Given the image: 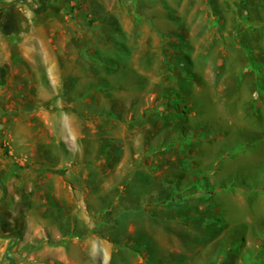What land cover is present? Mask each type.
Returning <instances> with one entry per match:
<instances>
[{"label": "rangeland", "instance_id": "374dc122", "mask_svg": "<svg viewBox=\"0 0 264 264\" xmlns=\"http://www.w3.org/2000/svg\"><path fill=\"white\" fill-rule=\"evenodd\" d=\"M51 3L0 0L8 4L0 14H46ZM92 6L97 14H63L67 32L59 39L83 76L97 70L95 93L98 79L100 86L97 115L85 98L77 107L79 169L99 174V194L84 197L79 212L83 230L90 219L110 241L109 264H264V0ZM90 52L100 63L88 64ZM91 84L76 89L84 95ZM171 103L177 108H165ZM182 126L191 132L169 146ZM160 180L180 185L191 215L165 195L143 207Z\"/></svg>", "mask_w": 264, "mask_h": 264}, {"label": "crops", "instance_id": "0c3cea01", "mask_svg": "<svg viewBox=\"0 0 264 264\" xmlns=\"http://www.w3.org/2000/svg\"><path fill=\"white\" fill-rule=\"evenodd\" d=\"M93 1L71 11L79 2L46 0V14H0V264H109L113 245L90 219L84 231L79 215L84 197L99 194V174L79 169L77 107L85 98L97 115L98 91L83 95L76 84L98 73L77 71L59 40L63 14H97ZM94 54H87L91 66Z\"/></svg>", "mask_w": 264, "mask_h": 264}, {"label": "trees", "instance_id": "16d2710c", "mask_svg": "<svg viewBox=\"0 0 264 264\" xmlns=\"http://www.w3.org/2000/svg\"><path fill=\"white\" fill-rule=\"evenodd\" d=\"M93 60L94 61H96V62H98V63H100V59H99V56L95 53L93 56ZM105 63V65L107 66V68L108 69H113L114 68V66H116V62H114V61H106V62H104ZM0 75H1V72H0ZM98 82H99V79H98ZM97 82V91H99L100 90V86H99V83ZM91 90H93V84H91V85H89V91H88V93H90V91ZM173 98H175V97H173V96H169V98H168V100L167 101H172V99ZM168 103V102H167ZM165 108H168V109H171V108H177V104H172L171 103V106L170 107H165ZM182 113H185V111H180V112H177L176 113V115H182ZM183 127V128H182ZM180 129H175L174 130V132H173V135L171 136V138H170V141L168 142V145L169 146H174V144L177 142V139L179 138V139H182V140H184V139H186L187 138V133L188 132H191V131H187V129H184V126H182ZM105 151H107V149L105 150ZM130 179L131 178H129V181H130ZM129 181H128V183H129ZM150 183V182H149ZM169 184V187H170V193L168 194L167 192H166V190H161L160 189V185L161 184ZM130 184V183H129ZM155 186H158L157 187V191H155V193H151V194H155L157 197V199L156 198H154V197H152V195L150 194V196H148L147 198V201H146V203L144 204V208H148V207H150V206H153V204H155L156 202H158L159 200H161V197H162V195H165V196H167V197H169L171 200L173 199V201L176 203V205L179 203V204H181L179 207V210L180 211H183V215L185 214V215H187V217L189 216V215H191L192 213H191V207H189L188 206V204L187 203H185V202H182L183 200H185V198H186V194L185 195H183V192H184V190H180L181 188L179 187L180 185L177 183V182H174V183H170V182H168L167 180L166 181H163V180H160V181H156L155 183ZM158 184V185H157ZM152 186V185H151ZM153 187H154V185H153ZM200 187H202L200 184H198L197 185V188L196 189H200ZM127 191H130V189H131V186H129V185H127ZM150 188H152V187H150ZM129 189V190H128ZM186 191V190H185ZM177 194H181V198L177 201V199H176V195ZM201 195H204L205 197H207L208 195H205L204 193H202ZM163 203H164V201H163ZM184 215V216H185ZM102 224H109L108 223V221H106V222H102ZM111 224V223H110ZM138 241H139V243L140 244H142V248H145V242H144V240H141V239H138ZM258 262L261 264V258H258Z\"/></svg>", "mask_w": 264, "mask_h": 264}, {"label": "water", "instance_id": "95a60500", "mask_svg": "<svg viewBox=\"0 0 264 264\" xmlns=\"http://www.w3.org/2000/svg\"><path fill=\"white\" fill-rule=\"evenodd\" d=\"M8 4H0V6H2V7H5V6H7Z\"/></svg>", "mask_w": 264, "mask_h": 264}, {"label": "flooded vegetation", "instance_id": "af4514ba", "mask_svg": "<svg viewBox=\"0 0 264 264\" xmlns=\"http://www.w3.org/2000/svg\"><path fill=\"white\" fill-rule=\"evenodd\" d=\"M43 2L46 1V0H42Z\"/></svg>", "mask_w": 264, "mask_h": 264}]
</instances>
